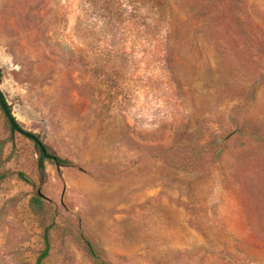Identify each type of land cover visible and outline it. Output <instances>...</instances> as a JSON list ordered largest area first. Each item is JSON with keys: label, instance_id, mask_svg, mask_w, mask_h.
Wrapping results in <instances>:
<instances>
[{"label": "rangeland", "instance_id": "obj_1", "mask_svg": "<svg viewBox=\"0 0 264 264\" xmlns=\"http://www.w3.org/2000/svg\"><path fill=\"white\" fill-rule=\"evenodd\" d=\"M0 75V264H264V0H0Z\"/></svg>", "mask_w": 264, "mask_h": 264}, {"label": "trees", "instance_id": "obj_2", "mask_svg": "<svg viewBox=\"0 0 264 264\" xmlns=\"http://www.w3.org/2000/svg\"><path fill=\"white\" fill-rule=\"evenodd\" d=\"M1 76V75H0ZM2 95V94H1ZM6 104V103H5ZM6 107H7V110L9 111V113L11 114V110H10V107L6 104ZM0 109L3 111L2 107L0 106ZM4 112V111H3ZM5 113V112H4ZM13 121L15 122V124L17 126H19V124L15 121V119L13 118ZM11 130L12 131H16L11 125ZM20 127V126H19ZM33 140V139H32ZM34 141V140H33ZM36 144V143H35ZM37 145V144H36ZM45 158H49V155L46 153V152H43L41 150V154H40V157H39V168L42 170L43 169V160H45ZM52 159L54 160V162L59 165V166H64L68 163V161L66 160H62L60 159L59 157L57 156H53ZM21 178L23 177L22 174L19 175ZM40 194L37 192V195L34 197L33 201L35 202V205L39 206L41 204V199H40ZM44 238H45V248L44 250L42 251L41 255L39 256L38 260H37V264H41V261L43 258H45L47 255H48V250H49V243H48V233L47 231L45 230V233H44ZM87 246H88V251L89 253L91 254V256L93 257L94 260H98L99 257L96 255L93 247L87 243ZM100 264H104L102 262H100Z\"/></svg>", "mask_w": 264, "mask_h": 264}, {"label": "water", "instance_id": "obj_3", "mask_svg": "<svg viewBox=\"0 0 264 264\" xmlns=\"http://www.w3.org/2000/svg\"><path fill=\"white\" fill-rule=\"evenodd\" d=\"M0 106L2 107L3 111L5 112V115L10 123V125L20 134L25 135L31 139L34 140V142L41 148V150L43 152H45L44 148L42 147V143L40 142V140L33 134L23 130L22 128H20L19 126H17L15 124V122L13 121V117L11 116V114L9 113V111L7 110L6 104H5V100L3 98V96L1 95L0 92Z\"/></svg>", "mask_w": 264, "mask_h": 264}]
</instances>
